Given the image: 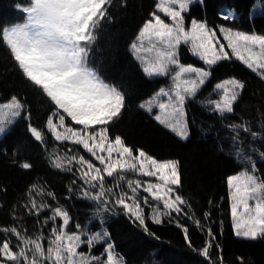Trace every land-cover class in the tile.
I'll return each mask as SVG.
<instances>
[{
  "label": "snow or ice",
  "instance_id": "snow-or-ice-1",
  "mask_svg": "<svg viewBox=\"0 0 264 264\" xmlns=\"http://www.w3.org/2000/svg\"><path fill=\"white\" fill-rule=\"evenodd\" d=\"M194 2L156 0L154 10L128 46L147 77H170V86L159 88L139 108L181 140H188L190 136L186 105L211 77L213 66L234 59L264 81V34L227 26L210 27L206 20L194 17L186 21L185 14ZM112 3L113 0H28L26 5L15 6L25 14L23 22L0 27V43L7 47L23 77L48 101L46 131L55 141L79 146L89 154L85 158L78 152L73 153L71 148L62 155L54 150L51 166L69 173L75 169L74 174L82 181L80 195L101 205L98 211L108 212L112 210L109 205L119 206L133 224L155 236L148 220L160 225L173 212L187 216L182 206L190 208L191 205L180 192V160L157 159L143 148L127 144L120 134L110 132V126L121 118L126 107V95L119 85L101 76L89 57L101 22L111 19ZM222 19L234 20L235 15L229 9L222 14ZM181 45L207 67L182 63ZM245 86L237 77L225 78L213 86L218 98L201 103L210 105L211 111L221 116L234 113ZM22 114L31 116L25 98L12 95L7 102L0 103V134ZM229 127L235 133L234 147L240 142L241 131L253 138L261 135L247 122ZM29 131L44 143L45 130L29 124ZM242 151L237 148L236 156L244 166L226 178L230 217L235 236L256 240L264 238V176L259 175L256 162L250 156L241 158ZM260 156L264 158V152ZM20 167L30 169L32 165L24 162ZM129 174L155 178L156 182L130 179ZM106 177L112 178L111 184L106 182ZM75 183L73 180L72 184ZM140 190L147 195L141 197ZM69 191H72L71 185ZM33 193L52 200H56V194L32 184L27 193L28 203L24 205L25 211L37 217L51 210L42 221L43 224L52 222L50 235L46 238L41 232L32 236L14 226L0 227V233L11 234L17 240L14 245L11 239H0V264H125L114 252V244L109 242L110 233L104 230L89 235L78 223L76 230H69L72 220L69 212L58 204L37 201ZM149 197L155 203H150ZM142 204L151 209L150 216L146 217ZM210 215L205 213L206 217ZM172 222L170 219L169 223ZM175 222L188 246L193 247L188 227ZM194 223L201 226L199 220ZM202 230L208 239L197 251L211 260L210 250L214 245L222 249L215 243L210 227ZM97 243H106V260L91 253ZM82 246L88 251L81 250ZM219 259L222 261L223 257ZM238 259L242 264V258Z\"/></svg>",
  "mask_w": 264,
  "mask_h": 264
},
{
  "label": "trees",
  "instance_id": "trees-1",
  "mask_svg": "<svg viewBox=\"0 0 264 264\" xmlns=\"http://www.w3.org/2000/svg\"><path fill=\"white\" fill-rule=\"evenodd\" d=\"M258 0H204L195 3L186 13V20L196 18L206 20L210 27L227 26L245 32L264 34V9L255 15L251 10ZM28 0H0V27L23 22L24 15L16 8L26 5ZM156 0H113L109 8L111 19L101 22L97 30V40L92 46L90 63L98 69L106 81L117 84L125 92L126 107L121 118L110 126V132L120 134L129 145L141 147L157 159H178L181 161L182 196L191 205L184 207L188 215L175 212L164 218V223L156 225L148 220V227L155 236L133 224L122 211L104 212L96 217L97 202L80 195L82 184L73 173L64 172L51 166L53 151H66L71 148L80 153L83 150L69 143L55 141L45 129V119L50 105L48 101L23 77L13 61L7 47L0 43V99L9 100L16 95L26 100L27 111L31 116L18 118L11 129L0 139V227H17L27 235L41 232L50 235L52 222L42 221L51 214L43 211L39 217L25 211L28 203L27 193L32 184H38L56 194L41 197L37 201L65 208L72 220L70 230H76L78 223L84 230L92 224L94 230L105 226L117 253L127 264H264V238L249 240L234 234L230 217V201L226 178L244 166L237 159L236 150L242 148V156H250L256 162L259 175L264 176V81L239 61H222L211 69L212 75L186 105L190 136L181 140L168 129L159 125L152 116L139 108L140 103L151 96L164 81L151 79L141 70L140 64L129 51L142 23L154 10ZM232 10L235 19L225 21L222 14ZM182 51V60L197 66L203 63ZM237 77L245 82V89L237 102L234 113L224 116L211 111V106L201 103L213 98V86L228 77ZM247 122L248 126L260 136L240 132V142L233 146L232 124ZM29 124L45 130L44 143L37 141L29 131ZM28 162L30 169L20 165ZM77 181L72 184V181ZM71 185L72 191H69ZM112 205H109L111 208ZM116 210V208H115ZM149 211V210H148ZM146 211V217L150 216ZM205 213H211L205 216ZM27 218V219H26ZM172 223H169V220ZM194 220H199L198 227ZM101 221H103L101 223ZM175 221L188 227L193 247L184 239L182 229ZM20 223V224H19ZM59 224V220L57 221ZM211 228L216 244L210 250L211 260L198 254L208 239L202 229ZM0 239L17 240L11 234L0 233ZM99 244L91 250L94 255L103 252ZM195 249V250H194ZM82 250L88 251L86 246ZM223 257L220 261L219 257Z\"/></svg>",
  "mask_w": 264,
  "mask_h": 264
},
{
  "label": "rangeland",
  "instance_id": "rangeland-1",
  "mask_svg": "<svg viewBox=\"0 0 264 264\" xmlns=\"http://www.w3.org/2000/svg\"><path fill=\"white\" fill-rule=\"evenodd\" d=\"M261 2V3H260ZM260 3V4H259ZM263 9H264V1H261V0H258L256 3H255V5L253 6V8H252V10H251V14L252 15H254V14H257V13H261V12H263ZM161 16H162V18H164V19H167L166 17H164L163 16V14H161ZM217 35L218 36H221V34L219 33V32H217ZM221 42H224L223 40H222V36H221ZM225 44H226V42H224ZM231 54V53H230ZM179 58H180V60L182 61V58H181V55L179 54ZM216 97H217V95H216ZM218 98V97H217ZM217 98H215V99H217ZM4 102H7V101H1L0 100V103H4ZM155 111H157V110H155L154 109V112ZM16 119V118H15ZM2 134H0V136H1ZM67 151V150H66ZM64 152L65 151H60L59 150V153L62 155V154H64ZM76 152H78V151H76ZM73 153H75L74 151H73ZM73 153H69V155H71V154H73ZM79 154H81V155H85V158H89V154H87V153H85L84 151L82 152V153H80V152H78ZM129 178L130 179H140L141 181H146V180H152L153 182H156L155 181V178H149V177H141V176H138V175H134V174H129ZM77 182V181H76ZM78 182H81L82 183V181H78ZM106 182L107 183H109V184H111L112 183V178H107L106 177ZM125 190H127L126 189V186H125ZM118 191V190H117ZM145 195H147V193H144L142 190H140V196L141 197H143V196H145ZM149 200H150V203H155V202H152L151 201V198L149 197ZM97 205H98V209H102V206L101 205H99L98 203H97ZM142 207H144V210H145V212L146 211H148L149 212V215H151V209L150 208H148L147 206H145V205H143L142 204ZM115 208H116V210H115ZM111 212L112 213H115L116 211H119V210H122L119 206H111ZM102 211V210H101ZM99 212V211H98ZM174 213V212H173ZM173 215V214H172ZM164 218H167V216H165ZM69 230H70V228H69ZM105 229L104 228H101L100 230H98V231H95V232H99V231H104ZM95 232H91V231H86L85 233H87V234H92V233H95ZM44 236L47 238V237H49L48 235H45L44 234ZM110 242V241H109ZM112 243V242H111ZM99 243H97L96 245H98ZM95 245V246H96ZM94 246V247H95ZM82 250V249H81ZM114 252L116 253V251L114 250ZM100 256H102L103 257V259L104 260H106V256H104V252L100 255ZM118 258H122L121 256H119L118 255ZM123 259V258H122ZM123 261H124V259H123ZM125 262V261H124ZM126 264V263H125Z\"/></svg>",
  "mask_w": 264,
  "mask_h": 264
},
{
  "label": "bare ground",
  "instance_id": "bare-ground-1",
  "mask_svg": "<svg viewBox=\"0 0 264 264\" xmlns=\"http://www.w3.org/2000/svg\"><path fill=\"white\" fill-rule=\"evenodd\" d=\"M260 3H261V2H260ZM260 3H259V4H260ZM26 219H27V218H26ZM19 224H20V223H19Z\"/></svg>",
  "mask_w": 264,
  "mask_h": 264
}]
</instances>
